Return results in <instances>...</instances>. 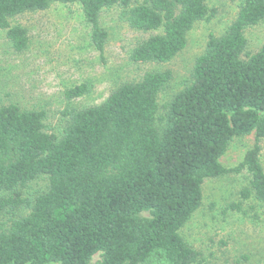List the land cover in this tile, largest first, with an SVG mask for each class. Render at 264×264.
<instances>
[{
  "label": "trees",
  "instance_id": "16d2710c",
  "mask_svg": "<svg viewBox=\"0 0 264 264\" xmlns=\"http://www.w3.org/2000/svg\"><path fill=\"white\" fill-rule=\"evenodd\" d=\"M53 1L80 4L100 53L105 7L118 6L133 30L155 31L131 48L134 63L170 60L211 13L205 0H0V30L13 50L29 36L11 19ZM263 18L264 0H240L195 58L190 83L161 104L169 69L121 81L98 104L64 109L57 131L45 110L0 100V264H196L199 252L180 229L200 205L204 179L230 172L248 173L241 196L264 211V42L242 58L245 29ZM89 90L81 83L64 96ZM250 133L255 143L242 160L223 166L230 141Z\"/></svg>",
  "mask_w": 264,
  "mask_h": 264
},
{
  "label": "rangeland",
  "instance_id": "374dc122",
  "mask_svg": "<svg viewBox=\"0 0 264 264\" xmlns=\"http://www.w3.org/2000/svg\"><path fill=\"white\" fill-rule=\"evenodd\" d=\"M205 2L210 17L197 21L187 34L185 47L165 62L134 63L128 59L131 48L155 31L133 30L118 6L100 12L101 26L107 31L102 53L90 43L91 27L78 2L53 1L43 10L25 11L11 19L28 30L29 43L24 50H13L0 30V100L45 110L48 130L57 131L65 120L64 109L98 104L121 81L139 78L146 71L169 69L172 78L160 93L161 104L190 83L192 65L203 53L207 39L223 33L240 5V0ZM245 36L244 59L264 42V18L247 27ZM81 83H87L90 90L65 98V89ZM254 143L253 133L234 137L219 159L221 164L237 165ZM258 143L264 168V138ZM248 179L246 171L204 179L200 205L180 229L184 240L199 252L196 264H264V211L253 196H241ZM37 187V183L31 184L22 195H30Z\"/></svg>",
  "mask_w": 264,
  "mask_h": 264
}]
</instances>
